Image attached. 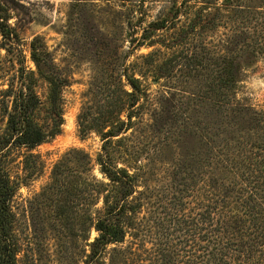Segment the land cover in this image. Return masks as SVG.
I'll return each mask as SVG.
<instances>
[{"label": "trees", "instance_id": "obj_1", "mask_svg": "<svg viewBox=\"0 0 264 264\" xmlns=\"http://www.w3.org/2000/svg\"><path fill=\"white\" fill-rule=\"evenodd\" d=\"M218 1L173 0L145 26L136 18L134 48L156 46L142 76L161 90L128 67L106 80L77 124L100 136L107 182L70 148L36 194L46 227L75 238L81 226L82 264H264V109L238 96L264 58V0ZM9 18L0 3V264L19 263L13 201L39 173L33 148L61 132L66 85L40 36L26 65ZM16 150L21 179L8 166Z\"/></svg>", "mask_w": 264, "mask_h": 264}, {"label": "rangeland", "instance_id": "obj_2", "mask_svg": "<svg viewBox=\"0 0 264 264\" xmlns=\"http://www.w3.org/2000/svg\"><path fill=\"white\" fill-rule=\"evenodd\" d=\"M172 1L0 0L8 11L10 24L21 38L19 47L25 55L26 65L35 68L29 56V42L40 36L58 71L66 79L62 90L64 122L61 132L33 148L32 153L39 156L41 163L39 173L20 185L13 201L20 242L18 264H82L85 243L81 226L77 227L75 238L67 231L58 234L46 227L36 194L48 182L52 165L70 148L85 151L93 160L94 175L107 182L94 162L102 143L100 136L95 131L82 136L77 117L88 102L97 98L101 85L124 67L141 78L149 92L155 94L161 90L151 80L150 72L148 76H142L145 71L142 56L151 53L156 46L134 48V37L140 33L136 18L141 17L144 20L141 26H145ZM0 55L5 59L4 50H0ZM3 66L7 72L12 68L6 60H3ZM36 90L46 105L47 84L39 81ZM238 96L264 109V58L246 71ZM21 161L20 151L16 150L8 166L17 179L24 176ZM95 234L91 231L90 239Z\"/></svg>", "mask_w": 264, "mask_h": 264}]
</instances>
